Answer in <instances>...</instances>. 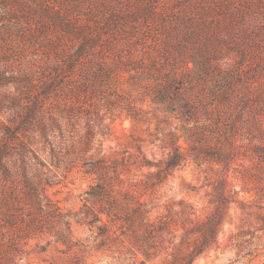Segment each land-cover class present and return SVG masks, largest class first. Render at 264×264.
Wrapping results in <instances>:
<instances>
[{"label":"trees","instance_id":"trees-1","mask_svg":"<svg viewBox=\"0 0 264 264\" xmlns=\"http://www.w3.org/2000/svg\"><path fill=\"white\" fill-rule=\"evenodd\" d=\"M43 1L48 20H0V264H15L38 233L71 242L72 213L46 188L76 166L94 181L73 216L95 225L102 242L148 256L178 223L171 210L152 217L139 183L155 187L188 159L264 162V0ZM13 34L28 53L13 57L22 47L2 44ZM122 73L147 81L141 102L181 121L186 151L174 130L155 123L149 142L159 140L164 157L143 162L140 144L137 153L109 156L104 140L114 120L150 122L120 87ZM135 163L154 168L149 179L129 180ZM216 200L190 262L216 238L226 201Z\"/></svg>","mask_w":264,"mask_h":264},{"label":"rangeland","instance_id":"rangeland-1","mask_svg":"<svg viewBox=\"0 0 264 264\" xmlns=\"http://www.w3.org/2000/svg\"><path fill=\"white\" fill-rule=\"evenodd\" d=\"M44 4L43 0H0V12H3L0 20L24 25H34L33 18L37 15L48 20L47 12H41ZM30 6L32 10H29ZM25 41L13 34L2 44L22 47L19 52L11 53H17L13 55L17 57L31 50ZM146 83L144 79H132L128 73L120 76V87L149 110L150 122L132 128L128 118L114 120L111 135L104 140L109 156L127 155L128 151L137 153L136 145L140 144L145 156L143 162L164 157L167 150L161 147L160 141L149 142L155 123H159L165 132L174 130L178 144L187 150L188 142L181 121L161 106L149 100H139ZM137 167L135 163L128 175L129 180H134L132 177L147 180V171L154 170L153 167ZM93 181L92 176L77 166L59 173L46 191L61 211L72 213L71 242L63 244L52 234L38 233L23 246V253L16 257L15 264H264V162L255 158L250 160L241 154L228 164L211 161L197 164L188 159L155 187L146 189L139 183L137 190L148 203L152 217L171 210L178 223L177 230L167 234L162 246L148 256L131 247L121 248L113 242H102L95 225L90 226L73 216L82 207L85 192ZM221 194L226 201L218 216L216 238L190 262L189 253L200 239V222L213 212ZM193 211L195 214L190 215ZM111 244L114 246H109Z\"/></svg>","mask_w":264,"mask_h":264}]
</instances>
